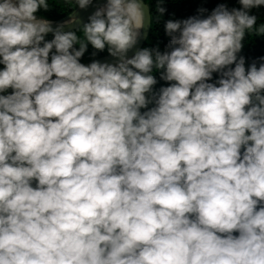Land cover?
Segmentation results:
<instances>
[{
	"label": "clouds",
	"instance_id": "obj_1",
	"mask_svg": "<svg viewBox=\"0 0 264 264\" xmlns=\"http://www.w3.org/2000/svg\"><path fill=\"white\" fill-rule=\"evenodd\" d=\"M238 2L162 52L145 0H0V264H264V0Z\"/></svg>",
	"mask_w": 264,
	"mask_h": 264
},
{
	"label": "trees",
	"instance_id": "obj_2",
	"mask_svg": "<svg viewBox=\"0 0 264 264\" xmlns=\"http://www.w3.org/2000/svg\"><path fill=\"white\" fill-rule=\"evenodd\" d=\"M99 0H93V2ZM50 8L47 11L39 9L35 15L42 16L49 19L52 22H57L65 19L69 14V7L74 8V0H69V4L65 5L64 3L57 4L56 0H49ZM145 3L149 4V10L152 14V21H149V32L148 36L142 45V47H159L160 51L165 50V45L169 37L164 32V23L169 19H184L192 15L198 14V9L204 8L207 11L202 13V16H207L211 10L217 4H225L229 9L235 7L239 8L241 5L238 0H163L162 6L166 9L165 12L160 16L158 21L156 20V0H145ZM250 14H255L257 16V24L264 23V6H257L250 10ZM82 37V33H78ZM46 39H51V35H47ZM78 47V45H76ZM93 51L91 45L88 46V49L81 58L82 63H89L92 59L100 60L103 57L108 56L107 51L98 52L95 57H92L90 53ZM245 56V67L253 60L260 56H264V36H249L247 33L244 38L243 48L240 53ZM234 66V65H233ZM4 65L0 64V69ZM153 75L157 77L158 83L154 85V88H159L160 86H166L168 83L162 80H159L158 72L154 71ZM214 78L216 74H213ZM11 89L8 90L10 92ZM151 106V105H149Z\"/></svg>",
	"mask_w": 264,
	"mask_h": 264
},
{
	"label": "water",
	"instance_id": "obj_3",
	"mask_svg": "<svg viewBox=\"0 0 264 264\" xmlns=\"http://www.w3.org/2000/svg\"><path fill=\"white\" fill-rule=\"evenodd\" d=\"M105 2V0H99V1H95L94 3H98V4H102V3H104ZM94 9L93 8H89V9H87L86 11H85V13L83 14V16L82 17H80L82 20H86L87 19V16L93 11ZM67 18V17H66ZM65 18V19H66ZM65 19H63V20H65ZM63 20H60V21H57V22H53V24H56V23H59V22H61V21H63ZM144 33H145V36L144 37H142L140 40H139V42H138V44L136 45V47L137 48H141L142 47V45L144 44V42H145V40H146V38H147V36H148V32H149V27H146L144 30ZM48 35H51V33H49ZM132 53L130 52L129 53V55H131ZM105 60H111V57L108 55V56H106V57H103V58H101L100 59V61H105ZM249 143H251V142H249Z\"/></svg>",
	"mask_w": 264,
	"mask_h": 264
},
{
	"label": "bare ground",
	"instance_id": "obj_4",
	"mask_svg": "<svg viewBox=\"0 0 264 264\" xmlns=\"http://www.w3.org/2000/svg\"><path fill=\"white\" fill-rule=\"evenodd\" d=\"M84 13H85V11L81 10V11H78V12H77V15H78L79 17H82Z\"/></svg>",
	"mask_w": 264,
	"mask_h": 264
}]
</instances>
